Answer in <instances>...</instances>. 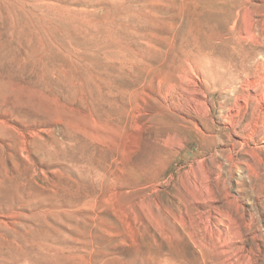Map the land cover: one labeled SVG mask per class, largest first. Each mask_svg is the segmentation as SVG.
<instances>
[{"label": "rangeland", "instance_id": "1", "mask_svg": "<svg viewBox=\"0 0 264 264\" xmlns=\"http://www.w3.org/2000/svg\"><path fill=\"white\" fill-rule=\"evenodd\" d=\"M224 3L0 0V264H264V98L180 112Z\"/></svg>", "mask_w": 264, "mask_h": 264}, {"label": "bare ground", "instance_id": "2", "mask_svg": "<svg viewBox=\"0 0 264 264\" xmlns=\"http://www.w3.org/2000/svg\"><path fill=\"white\" fill-rule=\"evenodd\" d=\"M221 1L222 3L225 2L224 5L229 6V11L222 24L217 23L220 21L219 12H215L213 9L209 10L210 13L204 21L205 27L213 26L209 21L220 26L219 35L215 39L206 42L209 44L208 46H211L209 55L212 57L197 58V60L189 59L188 63L192 75L189 77V83L184 86L180 100L181 103L185 104L182 109L180 108L182 114L192 115L191 111H195L200 104L205 107L213 123L217 121L215 109L218 105L216 100L210 95L217 91L215 88L211 89V87L208 90L205 89V86H211L207 65H210L212 61H215L220 66L223 71L224 83H226L225 87H228L226 92H221L218 106L221 113L220 118L223 121L232 120V115L230 114L237 108V102H233L234 99H243L246 103L248 95L241 96L239 93L240 87L245 88V91L248 92L252 99L264 98V89L261 88L264 83V0ZM191 120L200 127L197 120ZM237 125H239V122L233 124V130L229 135V137H235L237 140H230L226 144L227 140L223 137V129L218 133H214L213 130L211 132H213V136L216 137L219 143L230 145L233 151L243 142ZM217 238L219 239L220 237L218 236Z\"/></svg>", "mask_w": 264, "mask_h": 264}]
</instances>
